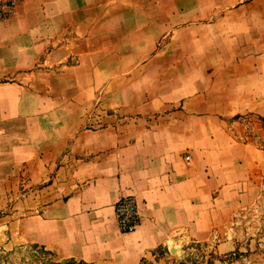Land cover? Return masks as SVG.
<instances>
[{"label":"crops","instance_id":"obj_1","mask_svg":"<svg viewBox=\"0 0 264 264\" xmlns=\"http://www.w3.org/2000/svg\"><path fill=\"white\" fill-rule=\"evenodd\" d=\"M244 113L264 120V0H22L0 20V250L172 264L214 230L231 247L264 193V145L229 126Z\"/></svg>","mask_w":264,"mask_h":264},{"label":"rangeland","instance_id":"obj_2","mask_svg":"<svg viewBox=\"0 0 264 264\" xmlns=\"http://www.w3.org/2000/svg\"><path fill=\"white\" fill-rule=\"evenodd\" d=\"M21 1L19 0L16 10ZM151 69L154 71L155 65H152ZM103 100L101 93L95 98V105L99 109ZM92 118L94 119H87V127L98 128L106 125L101 112L99 117L94 115ZM229 126L241 139L253 138L264 145V140L260 136L264 129V120L259 115L244 113L240 117H232ZM37 196L36 193V198ZM230 223L236 232L231 247H224L221 251L216 249L219 239L223 236L219 230H214V235L208 240L179 237L176 242H172V254L176 256L175 263L172 264H264V193L252 205L234 213ZM53 257L54 255L45 254L30 245H23L10 251L0 250V264H37L45 261L51 264L50 258ZM66 262L82 264L71 260Z\"/></svg>","mask_w":264,"mask_h":264},{"label":"built area","instance_id":"obj_3","mask_svg":"<svg viewBox=\"0 0 264 264\" xmlns=\"http://www.w3.org/2000/svg\"><path fill=\"white\" fill-rule=\"evenodd\" d=\"M19 0H0V20H9L16 12ZM190 159V155L186 156ZM119 228L123 232L135 230L143 221L139 200L134 194H125L115 203Z\"/></svg>","mask_w":264,"mask_h":264},{"label":"trees","instance_id":"obj_4","mask_svg":"<svg viewBox=\"0 0 264 264\" xmlns=\"http://www.w3.org/2000/svg\"><path fill=\"white\" fill-rule=\"evenodd\" d=\"M243 114H237L236 117H240L242 116ZM33 248H38L40 251H43L45 254H49V253H53L52 251L44 248L43 246H38V245H35V244H32L31 245ZM72 261V259H69V261ZM60 262L58 261H55V260H51V264H59Z\"/></svg>","mask_w":264,"mask_h":264}]
</instances>
